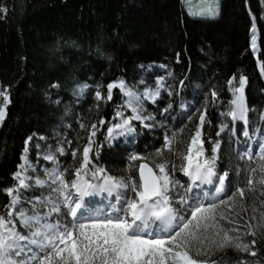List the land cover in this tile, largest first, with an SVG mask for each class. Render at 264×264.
Listing matches in <instances>:
<instances>
[{
  "label": "trees",
  "instance_id": "obj_1",
  "mask_svg": "<svg viewBox=\"0 0 264 264\" xmlns=\"http://www.w3.org/2000/svg\"><path fill=\"white\" fill-rule=\"evenodd\" d=\"M190 1L0 0V87L8 86L11 100L0 127V214L9 202L4 189L13 186L12 173L20 163L25 138L34 133L50 136L68 120L71 126L65 134L71 141L70 151L81 149L89 125L103 115L110 117L112 103L97 101L95 91L105 89L117 77L137 79L142 65L159 63L172 70L173 79L179 82L174 96L167 98L172 108L181 97L203 107V96L197 98L192 92L196 85L205 94L217 92L222 103L207 107L211 138L223 123L218 113L229 107L232 95L228 88L238 87L242 75L247 78V105L261 119L264 0H219L218 17L191 16L187 11ZM53 82L58 87H52ZM77 85H87L86 92L80 93ZM57 97L59 104L52 102ZM67 104L72 105L70 114L66 113ZM163 145L156 133L141 136L133 148L148 161L157 149L163 157L171 155ZM126 149L104 148L95 163L104 165L110 175L124 176L126 169L133 170L123 156ZM232 150L223 147L218 167L221 172L228 171L229 187L245 189L242 202L247 209L264 200L259 193L262 187L257 184L250 190L246 186L254 163L240 160ZM240 172L244 178L236 175ZM252 179L254 184L258 182L254 174ZM236 199L241 200L239 196ZM256 232L255 256L230 248L212 259L217 264H234L241 258L248 264H264V228Z\"/></svg>",
  "mask_w": 264,
  "mask_h": 264
},
{
  "label": "snow or ice",
  "instance_id": "obj_2",
  "mask_svg": "<svg viewBox=\"0 0 264 264\" xmlns=\"http://www.w3.org/2000/svg\"><path fill=\"white\" fill-rule=\"evenodd\" d=\"M205 13L214 15L215 8L209 6ZM255 44L256 37L253 35V49ZM246 79L240 76L239 86L231 89L233 98L228 111L221 113L230 117L231 121L238 120L242 124L247 122L249 111L244 96ZM155 83V88L144 86L140 89L129 86L123 80H114L107 84L103 97L101 91H95L98 101L112 100L113 89L123 94L122 110L115 112L119 122L106 128L109 142L117 135L134 133L136 127L133 121L147 129L155 127L154 116L145 114V103H156L161 90L172 95L167 91L164 77H157ZM180 83L183 84L182 81ZM228 83L231 85L232 80ZM52 87H58V84L53 82ZM86 87L77 85L81 92ZM0 98L3 99L0 104L2 124L7 105L11 103L8 86L0 90ZM211 98L213 102L217 99L215 90L211 91ZM207 99L205 96V101ZM52 102L59 104L61 101L57 97ZM180 107L186 106L181 104ZM170 108L171 104L163 111ZM195 112L198 113L195 131L180 156L179 171L188 178L187 187L174 178L177 167L173 161L150 167L142 156L131 154L128 157L130 163L139 161L135 165L138 179L134 175L113 177L107 174L102 165L92 163L89 154L93 150L97 123L105 124L103 117L90 125L79 166L74 169L70 180L65 179L68 168L61 166L57 156V153L63 155L65 152L62 145L43 155V159L52 165L43 169L44 178L38 175L30 177L29 170L35 173L37 166L27 156L28 144L33 137H26L20 157L22 163L12 173L18 183L4 189L10 199L5 206L7 214L0 215V264H217L212 259L213 255L226 248L255 256L256 252L250 246L256 244V229L264 228V212L260 213L258 223H253L258 219L255 206H252L250 217L241 216L238 209H243L245 189L236 187L234 191L226 192L225 181L229 173L227 170L222 173L216 170L218 140L213 142L212 154L205 155L202 128L206 122L207 103L203 108H196ZM193 114L185 113L188 120L192 119ZM80 127L84 128L85 125L81 123ZM225 129L231 131L229 124H219L217 136ZM243 134L249 135L246 130ZM174 140L175 134L172 137L166 135L163 147L174 153ZM66 143L70 145L71 141ZM33 147L39 157V143ZM259 147L264 153V143ZM156 151L159 153L161 150ZM76 152L75 148L71 150L73 157ZM260 159L264 161V155ZM259 171L262 174L260 184L264 185V164L259 166ZM255 172V168L251 169L247 180L246 186L250 190L254 186L252 174ZM32 183L47 185L57 196H34L29 200L32 208L29 213L23 207L18 189L22 187L27 190ZM204 185H212L210 198L204 192ZM98 196L100 200L95 199ZM237 196L241 198L240 201H237ZM37 202L44 206V211L36 207ZM260 203L264 204V200ZM101 204L103 208L99 206ZM17 205L20 207L14 212ZM62 209L70 220L60 219ZM245 220L247 222L242 227L237 226ZM225 221L228 226L223 223ZM246 236L253 238L245 242ZM237 264H246V261L241 258Z\"/></svg>",
  "mask_w": 264,
  "mask_h": 264
},
{
  "label": "rangeland",
  "instance_id": "obj_3",
  "mask_svg": "<svg viewBox=\"0 0 264 264\" xmlns=\"http://www.w3.org/2000/svg\"><path fill=\"white\" fill-rule=\"evenodd\" d=\"M209 6H212L215 8V14L214 15L209 16L205 13V10ZM187 11L193 17H218V15L220 14V2H219V0H191L187 5ZM263 16H264V14H263ZM149 65H151L150 68L148 67ZM142 66H140V69H139L140 74H139V77L137 79L129 80V79H126L125 77L121 76V77L115 78L114 80H117V81L123 80L129 86L142 89L144 86H149V87L155 88L156 87V83H155L156 78L157 77H164V83L167 86V91L172 92V95L169 96V95H167V92L165 90H161V95H160V97L157 98L156 103H153L151 101H147L145 103V114L151 113L154 116L155 127H153L152 129H147V128H144L141 125H139L136 121H133V124L136 127V131L134 133L117 135L111 140V142H109L106 139V136H107L106 128H107V126H109L112 123H118L119 122V118L115 116V112L117 110H122L121 105H122V99H123V94L119 93L117 91V89H113L112 100H110V101L105 100V99L99 100V102L102 101V102H104V104L105 103H112V106H111L110 112H109L110 117H107L104 115L101 116L105 119V124L100 125L97 123L96 134H95V137L93 138V140H94L93 150L90 151V154H89L90 159H91L92 163H95V159L97 160L100 157L101 152L104 148H116V146L117 147L127 146L126 151L123 152V154H124L123 156L127 160V166L129 168L130 167L133 168V170L126 169V171L124 172V176H118V175H112V174H111V176L119 178V177H126L128 175H134L138 179V176H139L138 168L135 167V165H138L139 161L130 163L128 160V157L134 153L139 154L133 148V145L136 143L139 136L144 135V134L145 135L148 134V135L152 136L153 134L157 133V134H159V138L162 140V143H165L164 137L166 135L169 137H172L175 134V140L173 141V145H172V147L175 149L174 153L171 152V155L163 157V156H161L162 150L159 153L157 151H155L153 154L149 155V157L147 158L149 162L148 161H146V162H148L151 166H154L155 164L165 162V161L175 162L177 170L173 174L174 178L177 180H180L181 184L184 185L185 187H187L188 178L186 176H184V174L182 172L179 171V167L181 164L180 156H181V153H183L185 151L186 146L189 143L190 135L192 133H194V131H195V126L197 124V116H198V113H196L195 110H196V108H203L205 103H207V107L209 109L214 108V107L218 106L219 103H222V101L217 97L215 102H213L212 98H211V92H208L205 94L204 93L205 91H203V88L199 85H196V87L192 88V92H194L197 95V98L203 96V100H202L203 102L201 103V105L203 107L196 106L194 102L188 101V100L184 99V97H181L178 100L176 108H172V105H171V108L168 109V111H163L164 108H166L169 104H171L170 101H168V99H171L174 96V92H175L176 87L179 84V82L176 79H173L172 70L163 64L153 63V64L142 65ZM114 80H112V81H114ZM141 81H143L144 83L141 84L140 83ZM246 84H247V82H246ZM246 87H247V85H246ZM86 88H84L82 92L79 90L80 93H85ZM231 89H232V87L229 86L228 91H229V94L232 95V98H233V93H232ZM0 90H2L1 87H0ZM98 90L101 91L102 97L106 94V88L105 89L98 88ZM205 96L208 97L207 101H205ZM231 99L229 100V103H228L229 107H230ZM245 101H246V99H245ZM2 103H3V99L0 98V104H2ZM181 104H184L186 107L181 108L180 107ZM246 104H247V102H246ZM66 106H68L67 107L68 110H66V113L70 114L72 112V110H71L72 105L67 104ZM7 107H8V105H7ZM229 107H228V109H229ZM228 109L226 111H223V112L220 111L218 113V117L223 121V123L229 124L231 131H229V129H225L223 131H220L219 136H217V133H216L214 138L209 137V128L211 127V123L209 124L208 121L211 122V120L208 119V114H206V122L202 128V132H203L202 139L204 140L203 148L205 150V155L210 156L212 154L211 149L213 146V142L218 140L219 141V147L217 148V152H216V157H217V159H216V170H217V172H220V169L218 167V162H219L218 158L220 157V152L223 149V147H225V145L231 146V148L233 149L232 151H234V153H236V155L238 154L237 156L240 160H252L253 161L254 167L256 169L254 176H257V179H258L257 180L258 182L257 183L255 182L254 185L257 186V184H260V179H261V175H262L259 171V166L261 164H264V161H262L260 159L261 155H264V153L261 152L260 147H259V145L261 143H264V116H262L261 119H259L258 117L256 118V116H258V115L256 113L253 114L252 109L248 107L249 111L247 113V122L245 124H242V122H240L238 120L233 122V121H231L230 117H227L226 115H223V116L221 115V113H226L228 111ZM185 113H189V114L195 113V114L192 115L191 120H188ZM126 114H128V113H126ZM6 115H7V109H6ZM1 125L2 124H0V127H1ZM90 125H89V128L86 129L87 133L85 136V141H86L85 144L87 143V140H88ZM70 126H71L70 121L63 120L60 123L59 127H57V129L54 130L52 132V135H50V136L40 135L38 133H34L31 135L33 137V140L30 141L28 144L27 156H28V159L37 167H36L35 173H33L31 170H29L28 175L30 177L33 175H38L41 178H44L43 169L45 167H51L52 165H51V162H47L43 159V155L46 154L49 150L55 151V149L59 145H62L65 149V152L63 155H60L59 153H57V156L59 157L61 166L62 167L66 166L68 168V172L65 173V179L70 180L73 178L72 174L74 172V169L79 166V162H80L81 157H82L83 147L81 149H76L77 150L76 156L75 157L72 156L71 151H70V145L68 143H66L67 137L65 134L66 129H69ZM139 128L142 131H138ZM245 130L249 133L248 136H245L243 134V132ZM41 137H42V139H41ZM36 143H39V145H40L39 150H40L41 155L39 157H37V155H36L37 150L33 147V145ZM97 149H98V155L96 154ZM165 150H168V149L165 148ZM249 154L251 155V158H249ZM140 156H142L144 159H146L145 156H143V155H140ZM21 163H22V161L20 159L19 164H21ZM74 164H75V166H74ZM99 165H102V164H99ZM102 166L106 170L107 174H109L108 169L104 165H102ZM17 170H18V166H17L16 171ZM237 170H238V168H237ZM249 174H250V172H248V175ZM236 175L239 177H240V175H242L244 178L243 172H240ZM13 180H14L13 185H16L18 182L15 180L14 177H13ZM246 183H247V181L245 182V184ZM225 184H226V192H229V193L231 191H234V189L236 187H239V186L233 185V186H230V188L227 190V185H228L227 181H225ZM261 187L262 188H261L259 193L264 195V185H261ZM203 188H204L205 194H207V196L210 198L211 197L210 189H212V185H204ZM18 191L20 193V197H21V200L23 202V207L25 209H27L29 211V213H31V210H32L31 204H29V200H31L34 196L52 197V198H55L57 196V193L52 192L51 189L47 185L37 186L34 183H32V185L29 189L25 190L21 187L18 189ZM95 198H97V200L101 199V197H99V196L95 197ZM9 199H10V197H9ZM85 199H89V198L86 197ZM252 206L256 207L255 215L258 218L257 221H253V223H258L260 213L264 212V210H263L264 204H261L260 201L254 202L247 209L246 208L238 209V211L241 212V216H243V217L249 216L250 217L252 215ZM19 207H20V205H17L16 208L13 209V211L15 212L16 210H18ZM36 207L38 209H40L41 211L45 210L44 206L41 203L37 202ZM6 214H7V209L5 207L3 212L0 215H6ZM63 215H64V212L62 209V211L60 213V219L61 220L66 219L63 217ZM70 219L71 218L69 217V220ZM244 222L245 221H243L241 224H239L237 226L242 227ZM223 223L225 224V226H228L226 221ZM17 226H18V228H20L19 224ZM21 230H23V229H21ZM250 239H251V236L244 237L245 242H247ZM250 247L253 250H255L254 249L255 245H251ZM226 249H230V248H226ZM226 249H224V250H226ZM219 252H221V251L216 252L214 255H216ZM241 254L242 255L243 254L249 255L250 257H252L249 253H241ZM246 263L248 264L247 261H246ZM234 264H237V263H234Z\"/></svg>",
  "mask_w": 264,
  "mask_h": 264
},
{
  "label": "water",
  "instance_id": "obj_4",
  "mask_svg": "<svg viewBox=\"0 0 264 264\" xmlns=\"http://www.w3.org/2000/svg\"><path fill=\"white\" fill-rule=\"evenodd\" d=\"M144 162H145V163H148V162H146V161H144ZM148 164H149V163H148ZM149 166L152 167L150 164H149Z\"/></svg>",
  "mask_w": 264,
  "mask_h": 264
},
{
  "label": "bare ground",
  "instance_id": "obj_5",
  "mask_svg": "<svg viewBox=\"0 0 264 264\" xmlns=\"http://www.w3.org/2000/svg\"><path fill=\"white\" fill-rule=\"evenodd\" d=\"M246 88V83H245V87H244V89Z\"/></svg>",
  "mask_w": 264,
  "mask_h": 264
}]
</instances>
